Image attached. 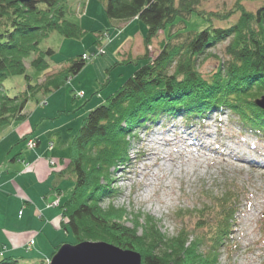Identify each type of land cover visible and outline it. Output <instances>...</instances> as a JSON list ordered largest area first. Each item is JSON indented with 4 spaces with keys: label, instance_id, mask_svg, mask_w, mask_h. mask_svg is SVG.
<instances>
[{
    "label": "rangeland",
    "instance_id": "1",
    "mask_svg": "<svg viewBox=\"0 0 264 264\" xmlns=\"http://www.w3.org/2000/svg\"><path fill=\"white\" fill-rule=\"evenodd\" d=\"M237 1L248 12L264 5L262 0H204L201 9L220 14L211 18V25L227 27L240 16V11L229 12ZM65 4L67 16L79 22L84 36L72 39L50 33L39 46L54 50L48 58L49 69L29 67L31 56L25 60L26 73L34 84L54 74L69 57L82 54L89 58L87 64L59 89L40 94L39 101L30 99L23 120L0 127V254L17 257L21 264H49L55 246L73 241L60 225L61 202L71 195L73 180L69 174L58 173L68 167L71 136L87 112L146 62L145 52L148 59L155 56L171 28L185 34L210 24L197 13L185 21L177 18L146 48L147 27L137 18L108 19L100 0H66ZM226 44L218 43L198 60L202 75L216 68L218 57L224 59ZM25 85L23 75L3 81L9 96L20 93ZM187 122L185 116H162L137 128L130 138L128 161L113 172L114 194L103 198V204L111 200L124 208L125 226H131L133 215L140 212L158 220L165 235H175L180 228L198 233L200 220L194 214L185 215V210L207 202L205 194L217 195L225 186H235L239 212L232 247L226 244L221 249L219 264H264V138L242 132L230 114L218 117L213 112L202 121ZM22 138L37 145L28 148ZM152 152L155 156H150Z\"/></svg>",
    "mask_w": 264,
    "mask_h": 264
},
{
    "label": "trees",
    "instance_id": "2",
    "mask_svg": "<svg viewBox=\"0 0 264 264\" xmlns=\"http://www.w3.org/2000/svg\"><path fill=\"white\" fill-rule=\"evenodd\" d=\"M100 1L108 19L137 18L146 25V48L177 18L185 21L197 13L210 24L185 34L171 28L156 55L148 59L145 52L142 58L146 62L84 116L71 136L68 167L58 173L69 174L73 180L71 195L61 202L60 222L65 236L71 234L73 241L63 242L106 241L138 251L141 264H219L221 249L232 242L239 212L235 186L227 185L217 195L205 194L207 202L185 210V215L194 214L200 220L196 222L198 233L180 228L172 236L162 232L153 216L140 212L133 215L131 226H125V209L111 200L103 204V198L114 194L113 172L128 161L133 133L162 116H185L188 125V120L202 121L208 113H217L218 117L230 114L242 132L264 138V111L253 103L264 95V5L248 12L237 1L229 12L240 11L238 20L227 27H216L211 25V18L220 14L203 12L204 0ZM65 3L66 0H0V127L23 120L30 99L39 101L40 94L46 96L59 89L87 64L89 58L82 54L69 57L54 74L34 84L26 73L25 60L31 56L29 67L37 71L49 69L48 58L54 50L39 46L50 33L72 39L84 36L79 22L67 16ZM224 41V59L216 57V68L208 76L202 75L198 60ZM15 75H23L26 85L20 93L9 96L3 81ZM36 145L35 142L30 148ZM183 216L180 210L179 217ZM61 244L54 247L51 256ZM21 263L12 255L0 258V264Z\"/></svg>",
    "mask_w": 264,
    "mask_h": 264
},
{
    "label": "water",
    "instance_id": "3",
    "mask_svg": "<svg viewBox=\"0 0 264 264\" xmlns=\"http://www.w3.org/2000/svg\"><path fill=\"white\" fill-rule=\"evenodd\" d=\"M253 103L264 111V95L255 98ZM49 264H141V254L106 241L63 242Z\"/></svg>",
    "mask_w": 264,
    "mask_h": 264
},
{
    "label": "built area",
    "instance_id": "4",
    "mask_svg": "<svg viewBox=\"0 0 264 264\" xmlns=\"http://www.w3.org/2000/svg\"><path fill=\"white\" fill-rule=\"evenodd\" d=\"M81 93H82V92H81ZM82 94H83V93H82ZM82 94H81V95H82ZM31 140H32V139H29V140L27 141V144H26L27 147H29V148L32 147V146L35 144V142H33V141H31ZM55 203L57 204V203H58V200H56ZM32 243H33V240H32V241L30 240V241H29V244H32ZM2 255H3V254L1 253V254H0V258L3 257Z\"/></svg>",
    "mask_w": 264,
    "mask_h": 264
},
{
    "label": "bare ground",
    "instance_id": "5",
    "mask_svg": "<svg viewBox=\"0 0 264 264\" xmlns=\"http://www.w3.org/2000/svg\"><path fill=\"white\" fill-rule=\"evenodd\" d=\"M166 144H168V142H167ZM151 155H152V156H155V154H153V152L150 154V156H151ZM143 173H144V172H141L142 175H143ZM147 195H148V194H146V196H147Z\"/></svg>",
    "mask_w": 264,
    "mask_h": 264
}]
</instances>
